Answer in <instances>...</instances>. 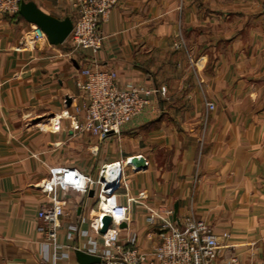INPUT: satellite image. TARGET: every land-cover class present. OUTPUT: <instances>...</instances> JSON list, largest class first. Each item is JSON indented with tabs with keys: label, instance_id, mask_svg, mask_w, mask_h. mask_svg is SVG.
<instances>
[{
	"label": "crops",
	"instance_id": "1",
	"mask_svg": "<svg viewBox=\"0 0 264 264\" xmlns=\"http://www.w3.org/2000/svg\"><path fill=\"white\" fill-rule=\"evenodd\" d=\"M32 1L59 18L77 17L72 0ZM32 24L0 14V264H80L76 250L101 239L92 227L101 185L59 188L58 236L69 247L54 259L38 216L51 205L44 186L54 166L96 180L119 174L111 192L129 203L128 230L144 249L159 242L151 211L172 209L173 219L193 212L220 236L230 233L221 239L233 246L216 264H264V0H119L96 54L47 39L32 44ZM94 58L115 68L120 84L167 86L104 140L74 129L69 117L51 126L80 99L78 71ZM134 156L146 165L133 164Z\"/></svg>",
	"mask_w": 264,
	"mask_h": 264
},
{
	"label": "built area",
	"instance_id": "2",
	"mask_svg": "<svg viewBox=\"0 0 264 264\" xmlns=\"http://www.w3.org/2000/svg\"><path fill=\"white\" fill-rule=\"evenodd\" d=\"M22 1L0 0V14H18ZM118 2L72 0L77 17L73 21L72 31L63 42L67 44L68 51L91 50L94 54L98 53L106 37L102 23L108 20ZM31 28L29 41L32 44L47 39L46 33L36 24H32ZM76 85L80 90V99L71 109H64L54 116L51 126L60 129L62 118L69 117L74 129L90 131L102 140L112 133H119L124 125L149 110L158 95L167 91L166 85L120 84L117 70L101 67L95 58L79 69ZM207 107L213 110L216 104L208 100ZM110 168L107 169L109 173ZM95 183L100 184L101 192H104L99 200V214L92 223L101 239H91L87 248L80 249L100 256V264H216L222 249L233 246L221 239V236L228 238L229 232L220 236L193 212L173 219V210L163 209L159 212L153 210L148 216L152 233L159 237V242L150 249H144L139 244L136 232L128 230V226L120 227L122 222L128 224L131 221L130 206L129 203L120 202L117 195L111 192L114 187H104L105 183L100 179L84 174L75 166H54L50 168V177L44 186L51 193V205L38 211L42 219L39 229L45 235V244L55 249L54 259L66 256L67 253L60 249L69 247L61 243L58 236L64 205L58 197V189L87 191ZM105 214L112 216V222L108 230L102 233L100 229ZM125 230L127 234L122 235ZM76 231V224L70 226L69 237ZM237 261V256L230 259V263Z\"/></svg>",
	"mask_w": 264,
	"mask_h": 264
},
{
	"label": "water",
	"instance_id": "3",
	"mask_svg": "<svg viewBox=\"0 0 264 264\" xmlns=\"http://www.w3.org/2000/svg\"><path fill=\"white\" fill-rule=\"evenodd\" d=\"M19 13L29 22L36 24L47 35V39L51 44H62L73 28V19L70 16L59 18L54 16L42 8H40L36 2L32 0H23L20 6ZM70 100V99H69ZM131 162L138 167L146 165V159L144 156H134L131 158ZM120 175L116 174L112 179L107 177V173L102 174L100 180L105 183L104 187H116L119 184ZM95 189L90 191V195H94ZM112 222V216L105 214L102 218L103 226L101 232L105 233ZM127 222L120 224L121 228L127 227ZM76 256L80 264H100L102 258L98 255L86 252L82 249L76 250Z\"/></svg>",
	"mask_w": 264,
	"mask_h": 264
},
{
	"label": "rangeland",
	"instance_id": "4",
	"mask_svg": "<svg viewBox=\"0 0 264 264\" xmlns=\"http://www.w3.org/2000/svg\"><path fill=\"white\" fill-rule=\"evenodd\" d=\"M46 127L48 128V126L46 125Z\"/></svg>",
	"mask_w": 264,
	"mask_h": 264
}]
</instances>
